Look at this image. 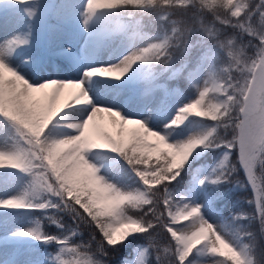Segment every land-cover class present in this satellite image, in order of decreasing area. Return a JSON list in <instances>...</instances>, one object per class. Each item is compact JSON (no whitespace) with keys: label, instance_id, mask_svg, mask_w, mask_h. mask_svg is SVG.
Wrapping results in <instances>:
<instances>
[{"label":"snow or ice","instance_id":"6c2138e0","mask_svg":"<svg viewBox=\"0 0 264 264\" xmlns=\"http://www.w3.org/2000/svg\"><path fill=\"white\" fill-rule=\"evenodd\" d=\"M0 264H264V0H0Z\"/></svg>","mask_w":264,"mask_h":264},{"label":"trees","instance_id":"16d2710c","mask_svg":"<svg viewBox=\"0 0 264 264\" xmlns=\"http://www.w3.org/2000/svg\"><path fill=\"white\" fill-rule=\"evenodd\" d=\"M113 258H115V257H113Z\"/></svg>","mask_w":264,"mask_h":264}]
</instances>
